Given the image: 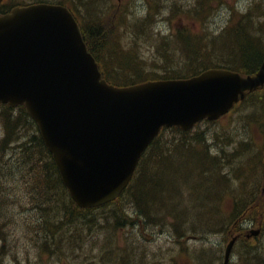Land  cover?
<instances>
[{"label":"trees","instance_id":"1","mask_svg":"<svg viewBox=\"0 0 264 264\" xmlns=\"http://www.w3.org/2000/svg\"><path fill=\"white\" fill-rule=\"evenodd\" d=\"M172 1L173 4L165 6V12L167 13L166 18L173 26L172 42L177 41L176 49L173 52L167 49L170 43L161 37L160 52H165L163 53L164 62L159 63L154 59V66H158L159 73L156 69L154 70L157 72L146 68V61L136 53L135 49H128L130 51L125 53L127 48H135L134 45L119 46L118 42L112 38L113 21L106 20L105 23H100V15L102 13L104 16V14L99 10L97 0H92L84 7L86 14L90 16L84 18L85 21L81 23L83 37L89 51L98 61L102 60L107 65H112L110 70L124 78L120 82L125 84L145 81L160 74L161 78H171L174 72L180 74L174 68L181 59L185 63L182 68L194 66L193 71L211 62H214L216 66L241 72L251 73L256 70L264 56V17L259 19L258 16L261 14L256 15L255 11L263 12L258 5L264 4V0H249L244 12L236 9L235 3L238 0ZM147 2L145 18H135L133 23L124 24L125 29L128 28L131 33L158 34L156 28H149V20L152 19L151 17L155 18L157 13H161L162 4L158 2L155 5L152 0H147ZM226 7L229 9V17L224 27L216 29L213 33L210 32L211 34L204 33L209 30L204 26L215 17L220 9ZM110 11L109 13L113 12L111 9ZM178 24L182 26H176ZM225 45L227 50L224 49ZM157 48L160 49L158 46ZM218 49L224 50L217 52ZM221 57L223 59L219 60ZM123 60H127L128 63ZM216 60L218 62H215ZM117 62L121 64H116ZM188 70L192 71V69ZM251 93L255 95L254 92L251 91ZM246 108L247 111L241 114L243 124L246 126L244 122L248 119L259 124L263 140L258 152L264 153V95L263 98L251 97ZM0 122L3 128V135L0 138V224L18 215L22 220V227H29V235H26V240H22L21 253L23 254L27 252L29 254L30 245L36 244L35 238L40 233L47 236L46 242L49 243L46 244L54 249L62 242L57 234L73 225H82L84 229L87 223L93 224L91 218L98 216L102 228L89 240L97 242L99 239L97 235L104 232L106 226L111 225L113 220H120L126 212L132 213L128 207L129 204H133L143 218L146 217V220L140 221L132 213L133 222L140 221L143 224L151 222L159 227L180 224V233L177 234L178 236H173L177 242H182V238L190 234L187 232L194 231L195 236L198 233L200 237H206L214 229L208 221L211 211H205V208L213 210L217 220L221 222H227V218H229V223L234 219L237 222H244V218H248L247 224L262 227L264 230V211L261 212V204L264 202V196L261 195V189L264 186V167L257 178V195L251 202H249L253 198L251 193L248 199H243L244 197L236 196L235 190L228 192L227 176L224 173L228 163L234 167L235 161H238L239 165L249 169L254 164V167H261L264 158L259 156V164H256V156L250 155L246 150H252L250 147H233L232 151L236 156L230 154L229 159L220 149L215 150L216 153L213 155L207 153L205 148L206 134H211L221 145L228 143L231 139L227 131L221 133L216 127L207 129L208 132H205L206 130L181 132L175 129V132L168 136L158 137L142 156L135 177L122 197L124 199L120 198L118 201L105 205L104 210L98 208L93 212V210L76 206L71 200L51 154L42 141L36 123L29 117L23 106L0 105ZM209 167L214 169H208ZM188 170H195L196 174L188 175L186 173ZM232 174L237 177L234 169H232ZM167 178H172L171 187H169L172 188L170 190L173 193L164 192L167 189ZM179 182H185L188 185L195 195L194 198H186L181 194L176 195L177 189L180 188V186L178 188ZM224 192H228L223 199L227 200L229 208L222 211L219 198ZM13 195H17L16 199H10ZM11 200L17 201L19 207L12 206L9 203ZM151 203L155 207L154 211H151V206H149ZM126 216L127 214L124 217ZM128 218L127 216V220ZM39 225L42 230H38ZM118 228L112 229V235ZM83 243L84 240L73 249H66L68 252L62 250L55 255L48 251H39V253H48L53 258L61 255L64 258L70 252H78ZM243 243L248 251L257 247L255 243L250 245L247 241ZM241 251L246 253L242 249ZM210 255L217 258V254L211 253ZM244 256L246 257L243 259H236L234 264H264L263 256L256 254L260 259H252L249 254ZM193 257L195 258L194 264H216L218 261V258L215 263L213 259H203V255L193 254ZM3 260V254L0 252V264Z\"/></svg>","mask_w":264,"mask_h":264},{"label":"water","instance_id":"2","mask_svg":"<svg viewBox=\"0 0 264 264\" xmlns=\"http://www.w3.org/2000/svg\"><path fill=\"white\" fill-rule=\"evenodd\" d=\"M262 84L264 61L254 76L210 70L190 83L115 87L101 79L65 8L37 5L0 16V101L25 104L82 207L119 194L162 125L187 129L203 116L215 119Z\"/></svg>","mask_w":264,"mask_h":264},{"label":"rangeland","instance_id":"3","mask_svg":"<svg viewBox=\"0 0 264 264\" xmlns=\"http://www.w3.org/2000/svg\"><path fill=\"white\" fill-rule=\"evenodd\" d=\"M113 2L116 0H105L103 2V4L107 3V2ZM168 0H166L167 2ZM140 2L137 1L135 4H132V0H122V6L123 9L127 8V12H131V7L133 12L136 15H143L142 8L138 9V3ZM165 2V3H166ZM249 2V0H242L241 3H238V6H240V8H243L244 6H247V3ZM128 6V7H127ZM115 11V9L113 10ZM256 15H260L262 14V12L259 11H255ZM229 17V11L226 8H222L220 9L215 17L210 20L207 24L206 27L209 30H213L214 29H218ZM111 18V13L108 17H103L100 18L99 21L100 23H105L107 19ZM169 22H167L166 20L159 18L157 22L153 23V27L152 28H158L161 30V35H167L168 31H169ZM133 35V34H132ZM142 39L145 40L146 42L142 41L141 39L138 40L141 44H142V51L140 53V55L145 56L146 57V63H147V67L146 68H150V67H154L158 72L160 71V69H157L158 66L156 65V67L154 66V59H157L160 55H159V50H154L153 48L155 46H157L159 44V38L158 35H152L151 38L149 40H146V34H140ZM134 37V35H133ZM125 40V39H124ZM125 43V41H124ZM129 44V41H126V45ZM152 49V50H150ZM167 49H170V51H175V48L173 46V44L170 43V45H168ZM224 49L227 50V46H224ZM221 49V50H224ZM221 50H217V52H222ZM262 52V51H260ZM165 53L164 51L162 52L163 57ZM249 56V55H247ZM249 58H251L249 56ZM126 63L127 60H123ZM116 64H121L120 62H117ZM153 65V66H152ZM194 67V66H193ZM193 67L191 68H182L183 70L186 69H193ZM238 121V118L234 121H230L227 124L223 125L221 124V126H218L217 129L220 130V132L222 133L223 131H230V129L233 127H235L236 123ZM226 126V128L224 127ZM224 127V128H223ZM0 128H1V123H0ZM0 133H1V129H0ZM243 137H245L246 139H251V138H256V134H254V130H251L250 133L243 135ZM260 137V136H259ZM264 158V156H261ZM262 163V162H261ZM264 163V161H263ZM186 173L188 175L191 174H196L195 170H188L186 171ZM261 172L257 173L254 176H249L248 180H246L243 184H241L239 181H236L230 188L231 190H235L236 191V196L243 198V199H248L250 192L253 190V188L256 185L257 182V178L258 175ZM191 177V176H190ZM192 178V177H191ZM172 179V178H171ZM168 179L166 180V186L167 189L164 190V192H169V193H173L172 188H170V180ZM170 186V187H169ZM171 189V190H170ZM178 193V192H176ZM227 193V192H226ZM257 194H255L253 197H256ZM261 195L264 196V186L261 189ZM17 195H13L10 199H16ZM225 199H222L221 202L225 203ZM17 201H10L9 203H11L12 206H16L19 207V203H16ZM16 203V204H15ZM149 206H151V211L155 210V207L153 205V203L149 204ZM264 209V202L261 204V210ZM18 210V209H16ZM19 212H22L21 210ZM127 216L129 217L128 220L125 219H118V225L121 224V221L123 220V224L127 225V226H132V225H138V224H134L132 219L134 218L133 215H131L130 213L126 212ZM133 213V212H132ZM17 218V222L15 219H11L9 218L8 220L5 221V223L2 225V230L3 228H5V230L7 231V234L5 235V238L0 240V252L4 251L6 252V256L3 255V257H5V264H15V260L13 259L12 256H17L19 258V261H21L22 263L25 264H40L42 263L41 259H50V258H39V256L36 254V251H42L40 244L42 243V234L40 233L36 238H35V243L36 244H31L29 247V252H30V257L28 260H30V262H24L25 260H27V257L21 253V250L23 249V245L22 242L19 240H26V235H29V227H22V220L20 219V217L17 215L15 216ZM138 220L140 221H144L143 218L137 217ZM100 223V221H99ZM146 225V224H144ZM161 227L156 226L154 229H152L155 234L154 235H150L146 233V229H140L138 232H135L134 230L130 231V241H134L137 242L135 240V236L137 238H140L141 241H145L144 244H140L139 245V249H144L145 252L148 253V258L150 262V264H172L170 263V261L172 259H170L172 256L174 257V249L176 248V246L178 244H176L173 240H175L174 238L170 239L169 237L172 236H168V233H162L160 231H158V229H160ZM38 230H42L41 229V225H39ZM151 230V229H148ZM97 233L96 232H91V233H87L85 232V229H83L82 225H73L71 228V231L69 233L70 238L69 240L66 242L67 243V248L68 249H73L75 246H77V244L81 243V241L84 240V243L81 244V249L79 248V251L76 253V262H74L75 264H113L116 260V255H111V256H107L101 257V252L99 250V247L102 245L97 244L96 241H89L91 238H93V236H95ZM196 233H190L188 235H186V237L183 239V241L185 242V245L187 246L186 251H184L187 255L192 256L193 255V249H198L201 250L205 255L207 256L204 257L206 259H209L210 257H212L211 259H213L214 257L211 256L210 254L211 252V247L215 246L216 247V253L217 255L221 254L224 255V249H225V244H226V238H224L223 236H218L217 235H213V236H209V240L208 242H203L201 240H198V238L194 239V236ZM85 235V236H83ZM119 235L121 237V239L119 240V244L123 243V240H125V235H126V231L124 232H119ZM132 238V239H131ZM140 239L138 241H140ZM261 239V238H260ZM88 240V241H87ZM244 240L240 241V244H243ZM208 243V244H207ZM211 246V247H210ZM51 249V247H50ZM178 249V248H177ZM66 251V250H65ZM68 252V251H66ZM244 252H247V249L244 248ZM139 253V252H138ZM243 254V252L241 251L240 248H236L234 250H232V253H230L231 258L229 259L230 263L233 261H236L237 257L240 254ZM261 256L260 253H250V257L252 259H260L258 256ZM100 255V256H99ZM132 257L134 258V261H138L140 258L138 255L134 254L131 252ZM229 256V257H230ZM100 259H104L102 262ZM146 259V257L144 258ZM217 258L213 259V262L215 263ZM179 264H184L187 261H189V259H184V261L181 260V258L179 259H175ZM218 261L216 262V264H222L223 262V258H218ZM117 264V263H116ZM141 264H148L146 262V260H144Z\"/></svg>","mask_w":264,"mask_h":264},{"label":"bare ground","instance_id":"4","mask_svg":"<svg viewBox=\"0 0 264 264\" xmlns=\"http://www.w3.org/2000/svg\"><path fill=\"white\" fill-rule=\"evenodd\" d=\"M92 0H79V7L81 9H85L84 7L88 4L91 3ZM105 0H97V5H101ZM156 3H161L162 5L166 6V5H170V4H173V1L172 0H168L166 2V0H152ZM166 2V3H165ZM95 3V1L93 2ZM96 6V4H95ZM97 7V6H96ZM128 7V6H127ZM258 7L263 11L262 14L259 17V19L263 18L264 17V4L260 3L258 5ZM125 10H127V8L123 9V7L117 9L112 17L110 19H107V20H112L113 21V24H114V30H113V35H112V38L118 42V45L119 46H124L126 45V41H129L126 36V29H125V26L124 24L127 23V18H126V15H125ZM244 12V11H243ZM143 15L146 16V9L143 11ZM150 18V17H149ZM152 19L149 20V24H150V29H152L153 27V23L157 22L155 20V18L151 17ZM135 20V17L133 19H131V23H133ZM206 27V25L204 26V28ZM134 35L133 37V42L135 43L136 45V53L139 55V51L141 52L142 51V42L140 43L138 40H142L144 42H146L145 40L142 39L141 37V32L139 33H132ZM152 34H146V40H149L151 38ZM125 39V40H124ZM125 41V43H124ZM176 43L177 41L175 42H172L171 44H173L174 48L176 49ZM264 47V46H263ZM130 50H126L125 53H128ZM223 57H221L219 60H222ZM221 61H219L220 63ZM252 73V72H251ZM252 92H254V94L256 96H259V97H262L263 98V95H264V90L262 88L259 87H256V88H253L251 90ZM254 120H251V119H248L247 121H245L244 123L246 125H250L252 124ZM200 129L196 130L199 132ZM209 130H206L205 132H208ZM231 139L228 141V143H224V144H218L215 139L212 137L211 134H206L205 135V140L207 141V144H206V149H207V153L209 154H213L215 155V150H219L220 151H223L222 153L225 154L228 159L230 157V154L233 155V156H236L235 152L232 151L233 150V147L235 146H244L246 148H251L252 150H249V149H246L244 147V149L247 150V152L250 154V155H254L256 156L255 158V163L256 164H259V156H264V153H259L258 151L260 150V144L256 141L255 138H251V139H246L245 137H243L242 135H240L239 133H236V132H233L231 135H230ZM157 142V141H156ZM161 143V142H160ZM159 143V144H160ZM154 149V148H153ZM222 154V155H223ZM221 156V155H219ZM261 159V158H260ZM143 164V163H142ZM261 164V163H260ZM253 165V164H251ZM230 169H229V167ZM228 166L225 167V170H224V173H226V176H227V184L226 186H228V192L230 191V188L231 186L236 182V181H239L241 184H243L246 180H248V177L249 176H254L256 175L257 173L261 172L262 168L264 167V163L261 167H252V168H245L243 165H239L238 164V161H235V165L234 167H232L231 164L228 163ZM241 167V168H240ZM208 169H214L212 167H209ZM232 169H234L237 177H234V175L232 174ZM199 174V173H197ZM263 174V173H262ZM261 174V175H262ZM260 184V183H259ZM180 186V188H179ZM178 188L177 189V196L178 194H181L183 197H193L194 198V194L193 192L190 191L188 185H186L185 182H179L178 183ZM257 188L258 186L255 185V187L253 188V190L250 192L253 196L255 194H257ZM259 190V189H258ZM227 192V193H228ZM225 193V194H224ZM221 194L220 198H219V203H220V208L221 210L223 211V209L225 208H229V203L227 201H225V203H222L220 202L224 195H226L227 193L224 192ZM255 197H253L249 202L253 201ZM170 205V204H169ZM242 206H245V205H242ZM131 211L134 213V215L136 217H140V218H143V216L139 213V210L136 209V207L133 205V204H129L128 206ZM161 210V209H160ZM166 210V209H164ZM16 211H20V209L16 210ZM163 211V210H162ZM205 211H211L209 213V218H208V221L210 222V226H212L214 229L209 232L207 234L206 237H200L197 233V237H198V240H201L203 242H208L209 240V236H213V235H217L218 236H223L224 238L226 239H231V238H237V240L239 241H242V240H246L249 238L250 234H251V231L253 229V225H249V223L247 224V221H248V218H244L245 221L244 222H237L236 219H234L231 223H229V218L226 219L227 222H221L220 220H217L216 218V215L213 213V210H210V209H207L205 208ZM263 210H261V212H263ZM127 214V213H126ZM126 214L122 215V219H125L127 220V216L124 217ZM131 215H133L132 213H130ZM120 215V214H119ZM124 217V218H123ZM12 219H15L16 222H17V218H12ZM63 219V218H62ZM91 222L93 224H86L84 229H85V232L86 234L87 233H91V232H96L98 233L102 226L101 224L99 223L100 220V217H96V218H91ZM146 220V217L143 218ZM5 223V221H4ZM134 224H138V225H132V226H127L125 224H123V220L121 221V224L118 225V221L117 220H113L111 225V227H120V228H127L129 231H132L134 230L135 232H138L140 229H146V233L147 234H150V235H154L155 232L152 230L154 229L157 225L155 224H151L150 223H147L146 225H144L142 222L138 221V222H133ZM0 240L4 239L5 238V235L7 234V231L5 230V228H3L2 230V224H0ZM71 228L72 227H69V228H65L64 231H62L61 233L57 234L58 236L61 237L62 239V242H61V245H57V248H54V249H50V245L46 244V243H49V242H46L47 240V236L45 237L43 234H42V243L40 244V247H41V250L46 252H50L52 254H58L59 252H61L62 250H66L68 249L67 248V241L69 240L70 238V231H71ZM228 228V229H227ZM148 229H151V230H148ZM158 231L162 232V233H168L169 235L168 236H178L177 234L180 233V224L177 225L176 223L173 224V225H168L167 227L163 226L161 227L160 229H158ZM139 233V232H138ZM187 233H195L194 231H191V232H187ZM85 236V235H83ZM261 236L262 238L261 239H258L255 241V247L257 245V247L255 249H251V250H247L248 252L246 253H243V254H240L237 259H243V257H246L244 255L246 254H249L250 256V253H260L261 256H263V259H264V230L261 231ZM132 239V238H131ZM140 238H137L135 236V240L137 242H134V241H130V236H129V243H130V246H131V249L135 252H141L142 249H139V245L140 244H144L145 241H138ZM208 244V243H207ZM54 247V246H52ZM211 247V246H210ZM241 249L244 251V248H245V244H241ZM213 250L216 249L215 246H212L211 247ZM197 252L199 255H202L204 254L201 250H198L197 249ZM2 254H4L6 256V252L2 251ZM204 257V256H203ZM217 258H220L221 259V256L220 255H217L216 256ZM212 257H210L209 259H211ZM5 259V257H4ZM201 259V258H200ZM206 259V258H205ZM214 259V258H213ZM246 259V258H245ZM117 260H121V259H117ZM129 264V262H128Z\"/></svg>","mask_w":264,"mask_h":264}]
</instances>
